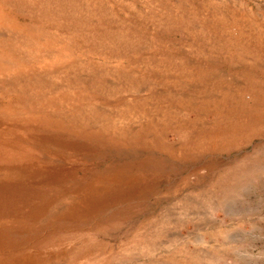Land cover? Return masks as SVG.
<instances>
[{"label": "rangeland", "instance_id": "rangeland-1", "mask_svg": "<svg viewBox=\"0 0 264 264\" xmlns=\"http://www.w3.org/2000/svg\"><path fill=\"white\" fill-rule=\"evenodd\" d=\"M0 230L30 264H264V0H0Z\"/></svg>", "mask_w": 264, "mask_h": 264}, {"label": "crops", "instance_id": "crops-1", "mask_svg": "<svg viewBox=\"0 0 264 264\" xmlns=\"http://www.w3.org/2000/svg\"><path fill=\"white\" fill-rule=\"evenodd\" d=\"M11 173L14 174L15 172H11ZM1 174L3 175V177H4V175L8 176L7 171H4V173H1ZM108 180H109V185H111V184L114 185L115 183H121V182H123L120 179L116 181V180H110V178H109ZM98 181H100V180L98 179ZM127 182L128 181H125V184ZM93 183L95 184V181ZM128 183L130 184L131 181L128 182ZM25 235H27V237L25 238V240L27 239L26 240V243L25 244H19V242L18 243L17 242H12V244L14 246L11 244V242L9 240H6V238L4 236H2V239H0V255H2L5 252H11L10 250H13V252H11L12 254H14V253L15 254H19L21 252H23V253L26 252L24 255H27V256L22 257L21 258L22 261L19 262V263L12 262V263H6V264H20V263L21 264H30L31 263V262H28V259L30 258V256H34L35 255V253H34V247H33V245L30 244L33 241V236L30 235L28 232L25 233ZM2 245H4V246H2ZM25 248L27 249V251H23V249H25ZM35 252H36V250H35ZM49 254H51V253L49 252ZM23 260H25V261H23Z\"/></svg>", "mask_w": 264, "mask_h": 264}, {"label": "bare ground", "instance_id": "bare-ground-1", "mask_svg": "<svg viewBox=\"0 0 264 264\" xmlns=\"http://www.w3.org/2000/svg\"><path fill=\"white\" fill-rule=\"evenodd\" d=\"M59 125V124H58ZM60 126V125H59ZM62 127V126H61ZM69 132H72V131H69ZM24 181H25V179H24ZM23 182V181H22ZM8 192V191H7ZM17 192V191H16ZM27 197V196H26ZM31 212V211H30ZM19 221V220H18ZM16 222V221H15ZM1 231V230H0ZM4 234V233H3ZM27 240V239H26ZM26 240H25V243H26ZM10 244V243H9ZM12 244V243H11ZM13 245V244H12ZM2 246H4V245H2ZM14 246V245H13ZM10 247V246H9ZM31 247V246H30ZM3 254H5V253H3ZM10 255V254H9ZM1 256V255H0ZM3 256V255H2ZM1 258V257H0Z\"/></svg>", "mask_w": 264, "mask_h": 264}, {"label": "trees", "instance_id": "trees-1", "mask_svg": "<svg viewBox=\"0 0 264 264\" xmlns=\"http://www.w3.org/2000/svg\"><path fill=\"white\" fill-rule=\"evenodd\" d=\"M11 216H12V215H10V216H8V217H9L10 219H12Z\"/></svg>", "mask_w": 264, "mask_h": 264}]
</instances>
